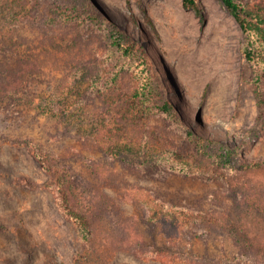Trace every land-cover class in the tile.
Returning a JSON list of instances; mask_svg holds the SVG:
<instances>
[{
	"label": "rangeland",
	"instance_id": "1",
	"mask_svg": "<svg viewBox=\"0 0 264 264\" xmlns=\"http://www.w3.org/2000/svg\"><path fill=\"white\" fill-rule=\"evenodd\" d=\"M114 2L118 20L107 0H0V264H190L136 252L155 244L264 264L224 227L232 213L245 232L264 226V69L246 33L222 0ZM236 2L264 17V0ZM192 46L224 71L183 77ZM155 201L172 216L150 221Z\"/></svg>",
	"mask_w": 264,
	"mask_h": 264
},
{
	"label": "trees",
	"instance_id": "2",
	"mask_svg": "<svg viewBox=\"0 0 264 264\" xmlns=\"http://www.w3.org/2000/svg\"><path fill=\"white\" fill-rule=\"evenodd\" d=\"M224 4L226 5L229 12L235 17V19L238 21L240 26L242 27L243 31L246 33L247 37V43L244 48L245 55L247 58L251 61H255L258 66L262 67L264 69V17H262L259 14H252L250 17L246 16L238 2L236 0H222ZM184 5L193 7L196 12H200L199 7L197 6L195 0H183ZM135 94H140L141 100L146 102V108L145 111L147 112H153L154 109H156V104L154 101L155 97L152 95L150 90L142 89V92L139 93V91H136ZM134 94V95H135ZM133 96V95H132ZM130 111L134 113L136 106L135 104L131 103L130 105ZM170 105L167 100L164 101V104L159 107V109L167 110ZM134 110V111H133ZM223 149L225 151L230 150L229 147L226 145H222ZM33 154L40 159L41 163L43 164V160L40 156L39 151H33ZM58 206L62 209L64 214L71 219L73 222L77 223L82 239L85 241H88L90 238V230H89V222L87 219L82 215L81 213L74 210L70 202L67 198V196L62 192L57 197ZM252 199V198H250ZM253 200V199H252ZM250 202L247 200V211L246 213L250 216H252V213L256 212V209L254 208L253 202ZM156 202V201H155ZM249 202V203H248ZM150 214H148V219L150 221H158L161 217H168L172 216V209L170 207L165 208L160 204V202H156L154 207L149 206ZM231 214V212H230ZM237 213H232L230 218L228 217V222L224 223V227L228 229V232L232 236V238L239 242V240H242V236L245 237L246 242H249L251 247H248V250L246 252L249 253V255L252 257L254 262H258L260 260H264V226L260 229L262 233L254 234L249 231H243L242 227L240 226V217L241 215ZM186 215V214H185ZM181 217V216H180ZM192 218L194 221H199L201 217L208 218L203 216V214L198 212H190L187 218ZM212 216H209V219ZM183 218V217H181ZM222 220H224V217ZM212 219H214L212 217ZM216 221H222L220 218H215ZM188 221V220H187ZM226 221V220H225ZM171 222H179L177 216H173V219ZM253 236V237H251ZM252 240L258 241L256 245H253L251 243ZM136 250V249H135ZM136 252L140 255H143L146 258H160L163 261H178L183 260L185 262H189L190 264H202L201 261L198 259V256L193 254L192 252H184L180 248L179 249H172V248H166L162 246H156L151 245L147 249H138ZM196 257V259H195ZM235 258V257H234ZM224 264H237L236 262L227 263L224 261Z\"/></svg>",
	"mask_w": 264,
	"mask_h": 264
},
{
	"label": "bare ground",
	"instance_id": "3",
	"mask_svg": "<svg viewBox=\"0 0 264 264\" xmlns=\"http://www.w3.org/2000/svg\"><path fill=\"white\" fill-rule=\"evenodd\" d=\"M107 5H108V8H109V11L111 12V14L113 16H115L117 18V20H118L119 19V13H118V9H117V3L114 2V0H107ZM192 51H193V53H185V52H183V53L186 54V56L185 57L183 56V58H181V61L185 64L186 67L191 66V68H192V70H189V71H186V70H184V71L182 70L181 71L182 76L188 78L189 81L194 80L197 77V75H200V74H204L207 77H211L212 75L218 74L217 71L219 73L221 71H224V69H225L224 66L222 68H216L215 67V68L212 69L210 64H209V58L208 57L205 58L203 56L202 52L197 53L196 52L197 50H195L194 46H192ZM176 52L177 51H173V52H169V53L176 54ZM170 55L174 59L177 58V56L175 57L172 54H170ZM178 69L180 71V68H178ZM157 77H158V80L163 85L162 78L159 75H157ZM172 99H174L177 102L175 96ZM194 124H195V122H194Z\"/></svg>",
	"mask_w": 264,
	"mask_h": 264
}]
</instances>
